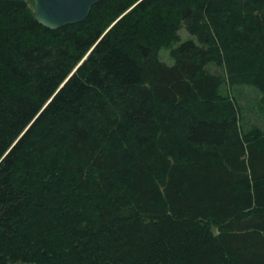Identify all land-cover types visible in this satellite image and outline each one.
<instances>
[{
  "label": "trees",
  "instance_id": "trees-1",
  "mask_svg": "<svg viewBox=\"0 0 264 264\" xmlns=\"http://www.w3.org/2000/svg\"><path fill=\"white\" fill-rule=\"evenodd\" d=\"M226 85L264 100V0H99L57 30L0 0V264H264V130Z\"/></svg>",
  "mask_w": 264,
  "mask_h": 264
},
{
  "label": "water",
  "instance_id": "water-1",
  "mask_svg": "<svg viewBox=\"0 0 264 264\" xmlns=\"http://www.w3.org/2000/svg\"><path fill=\"white\" fill-rule=\"evenodd\" d=\"M34 5V19L42 26L57 30L84 21L99 0H30Z\"/></svg>",
  "mask_w": 264,
  "mask_h": 264
},
{
  "label": "rangeland",
  "instance_id": "rangeland-1",
  "mask_svg": "<svg viewBox=\"0 0 264 264\" xmlns=\"http://www.w3.org/2000/svg\"><path fill=\"white\" fill-rule=\"evenodd\" d=\"M179 34L181 41H186L188 39L194 40L185 28H182ZM164 50L167 52L168 58L172 63L170 50ZM163 62L170 64L166 61ZM213 69L214 67L212 70ZM223 91L227 95H230V97L237 103L240 111V124L245 131L254 128L264 130V100L256 89L250 86L230 87L229 85H226Z\"/></svg>",
  "mask_w": 264,
  "mask_h": 264
},
{
  "label": "clouds",
  "instance_id": "clouds-1",
  "mask_svg": "<svg viewBox=\"0 0 264 264\" xmlns=\"http://www.w3.org/2000/svg\"><path fill=\"white\" fill-rule=\"evenodd\" d=\"M160 59L162 61H166L168 63H171L170 59L168 58L167 52L165 50H162L161 53L159 54Z\"/></svg>",
  "mask_w": 264,
  "mask_h": 264
},
{
  "label": "snow or ice",
  "instance_id": "snow-or-ice-1",
  "mask_svg": "<svg viewBox=\"0 0 264 264\" xmlns=\"http://www.w3.org/2000/svg\"><path fill=\"white\" fill-rule=\"evenodd\" d=\"M0 159H2V157H0Z\"/></svg>",
  "mask_w": 264,
  "mask_h": 264
}]
</instances>
